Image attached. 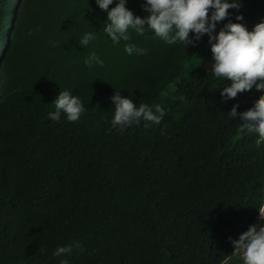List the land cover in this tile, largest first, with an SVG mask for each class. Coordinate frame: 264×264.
Masks as SVG:
<instances>
[{"label": "trees", "instance_id": "16d2710c", "mask_svg": "<svg viewBox=\"0 0 264 264\" xmlns=\"http://www.w3.org/2000/svg\"><path fill=\"white\" fill-rule=\"evenodd\" d=\"M145 2L126 6L144 17ZM240 3L232 22L264 21V0ZM106 19L96 0H0V264H243L229 238L256 220L264 142L228 112L264 93L223 102L207 35L185 48L146 25L113 45ZM91 52L103 66L85 65ZM61 90L83 101L78 122L49 117ZM115 90L163 106L161 125L112 129ZM75 241L83 251L53 255Z\"/></svg>", "mask_w": 264, "mask_h": 264}, {"label": "clouds", "instance_id": "9594fccd", "mask_svg": "<svg viewBox=\"0 0 264 264\" xmlns=\"http://www.w3.org/2000/svg\"><path fill=\"white\" fill-rule=\"evenodd\" d=\"M96 4L107 13L103 31L113 45H119L122 40L130 41L132 30L138 35H144L146 25L164 43L173 45L180 42L185 48L207 35L214 61L209 70L220 81L225 78L231 81L230 85L221 90L223 102L235 99L238 94L250 91L253 86L264 93V21L256 23L252 30L245 23L239 22L244 20L243 15H237V22H232L229 9L240 8V0H146L143 8L147 15L144 17L134 14L126 6L127 0H96ZM225 20L228 22L217 32V24ZM96 39L95 32H87L79 44L87 47ZM124 51L128 55L146 54V49L134 43H126ZM84 63L89 68L94 64H104L95 52H91ZM110 99L114 105L111 128L120 133L133 124H139L141 120L147 122L146 127L149 124L159 126L166 115V109L160 104L153 107L141 103L137 106L130 96H122L120 90H115ZM54 103L55 111L48 115L57 122L62 113L69 122H78L87 111L81 98L69 90H61ZM238 107V104H234L228 112L231 119L239 117L238 131L256 133L259 141L264 142V94L254 102L253 107L237 112ZM263 207L264 187L262 203L254 223L238 239L229 238L233 244L232 253L242 254L243 264H264V223H257L264 221ZM73 247L83 251L80 242L75 241L58 246L53 255L59 257L71 254ZM61 264H68V261L63 260Z\"/></svg>", "mask_w": 264, "mask_h": 264}, {"label": "rangeland", "instance_id": "374dc122", "mask_svg": "<svg viewBox=\"0 0 264 264\" xmlns=\"http://www.w3.org/2000/svg\"><path fill=\"white\" fill-rule=\"evenodd\" d=\"M208 67V64H205ZM257 223H264V221H258ZM242 256V254H240Z\"/></svg>", "mask_w": 264, "mask_h": 264}, {"label": "built area", "instance_id": "2783aa9c", "mask_svg": "<svg viewBox=\"0 0 264 264\" xmlns=\"http://www.w3.org/2000/svg\"><path fill=\"white\" fill-rule=\"evenodd\" d=\"M264 208V207H263Z\"/></svg>", "mask_w": 264, "mask_h": 264}]
</instances>
